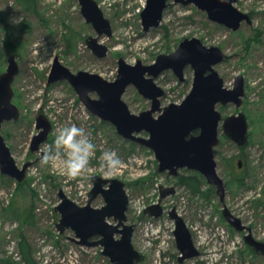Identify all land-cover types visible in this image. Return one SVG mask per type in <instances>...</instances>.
Instances as JSON below:
<instances>
[{"label":"rangeland","instance_id":"rangeland-1","mask_svg":"<svg viewBox=\"0 0 264 264\" xmlns=\"http://www.w3.org/2000/svg\"><path fill=\"white\" fill-rule=\"evenodd\" d=\"M96 1L113 28L111 37L106 34L100 37L109 47L103 58L87 47L86 38L97 36V32L84 18L79 0H0V74L6 70L8 58L16 55L20 71L13 82V101L21 111L19 121L5 122L1 132L20 167L32 162L22 183L0 171V264H111L102 247L81 246L72 240L75 236L72 229L61 233L57 227L61 217L56 210L59 192L63 190L77 204L86 205L94 175L118 178L125 183L130 199L128 223L136 225L133 242L144 255L140 264H264V255L254 253L246 243L247 231H237L224 218V204L215 186L205 179L202 189L195 192L168 172H159L153 149L121 136L113 124L94 115L70 81L48 83L55 57L73 72L87 70L115 80L120 57L132 65L139 60L150 65L160 54L174 52L181 41L193 37L207 46L220 47L228 59L215 68L229 88L242 75L245 95L241 107L219 103L217 108L225 117L243 111L249 124L244 146L224 133L222 123L219 128L216 161L217 171L226 184L224 203L253 228L255 238L264 240V0H236L234 5L252 17L251 24L244 21L237 30L212 21L195 4L185 5L177 0H168L159 26L145 30L141 13L147 0ZM13 18L20 22L14 23ZM193 80L191 66L186 68L183 81L172 69L157 76L155 82L165 90L161 106L181 103L191 91ZM91 96L96 98L97 94ZM123 99L136 114L152 105V100L133 84ZM39 111L52 124L41 151L54 146L61 127L76 124L87 130L97 152L82 175L75 178L63 175L58 170L59 162L56 167L51 163L44 165L42 152H31ZM139 135L149 136L145 131ZM108 149H116L124 165L105 176L98 157ZM189 171L192 170L181 169L180 175L191 174ZM162 184L177 188L176 194L164 199L163 206L168 209L178 205L183 210L182 217L201 253L183 263L178 260L181 253L170 223L139 213L144 205L158 202V187ZM104 204L102 195L92 202L94 207ZM109 220L115 222L114 218ZM149 221L155 227L161 225L163 241L155 236L143 241L145 223ZM24 245L29 249L30 262L25 260Z\"/></svg>","mask_w":264,"mask_h":264},{"label":"water","instance_id":"water-1","mask_svg":"<svg viewBox=\"0 0 264 264\" xmlns=\"http://www.w3.org/2000/svg\"><path fill=\"white\" fill-rule=\"evenodd\" d=\"M84 17L91 22L98 36L87 38V44L100 58L108 53V46L99 41L103 34L111 37V21L104 15L96 0H79ZM236 0H183L185 4L194 3L207 11L212 21L237 30L244 21L252 22L249 13L238 9ZM168 7V0H147L142 12L145 30L157 27L163 20ZM228 59L218 46H207L199 38H185L174 52L160 54L156 62L144 65L141 60L132 65L123 57L119 59L118 75L115 80L105 79L98 73L87 70L73 72L55 57L48 83L68 80L77 91L81 101L99 118L110 121L117 132L130 140L140 142L153 149L159 162V171H168L178 175L179 170L188 168L201 173L207 182L216 187L217 194L223 202V215L227 222L237 231H247L246 243L256 252L264 254V241L254 237L252 229L234 215L224 203L226 184L217 171V146L220 143V125L224 133L239 146L248 141V118L243 111L224 116L217 108L219 103H229L241 107L245 95L244 77L238 75L233 88L225 86V80L215 66ZM188 66L194 69L193 86L181 103L161 106V97L165 90L155 82L162 72L172 69L180 80L185 79ZM20 71L16 55L8 58V66L0 74V171L22 183L27 177V170L32 162L22 167L15 157L1 130L7 121H19L21 111L13 101L15 91L13 82ZM148 74V76H146ZM135 85L140 93L152 100L151 108L139 114L133 113L123 95L127 88ZM96 93L97 97L91 96ZM159 112L158 116L154 114ZM39 132L31 142V152L41 151V145L47 141L52 131L51 121L40 111L36 116ZM148 137H142L141 132ZM197 132V133H195ZM44 151L42 152V154ZM242 161H239V167ZM93 187L89 193L88 203L79 205L71 200L63 190L59 192L60 202L56 210L60 213L57 227L61 233L72 229V240L81 246L102 247L103 255L109 257L111 264H140L143 254L135 247L133 236L135 226L127 223L129 196L125 183L118 178H105L101 175L91 177ZM174 186H161V198L174 194ZM102 195L105 204L94 207L92 202ZM163 211L161 204H152L146 213L159 216ZM176 222V241L181 251L180 262L200 255L192 233L185 220L171 211ZM114 218L115 222L109 219Z\"/></svg>","mask_w":264,"mask_h":264},{"label":"clouds","instance_id":"clouds-1","mask_svg":"<svg viewBox=\"0 0 264 264\" xmlns=\"http://www.w3.org/2000/svg\"><path fill=\"white\" fill-rule=\"evenodd\" d=\"M14 23L20 20L13 18ZM97 145L90 139L89 133L82 126L66 125L57 130L54 146L46 147L41 157L44 165L56 167L59 162V172L75 178L82 175L90 167L93 157H96ZM99 165L104 169V175L110 176L124 165L116 149L104 150L98 157Z\"/></svg>","mask_w":264,"mask_h":264},{"label":"flooded vegetation","instance_id":"flooded-vegetation-1","mask_svg":"<svg viewBox=\"0 0 264 264\" xmlns=\"http://www.w3.org/2000/svg\"><path fill=\"white\" fill-rule=\"evenodd\" d=\"M178 2H182L183 3V0H177ZM80 2V1H79ZM81 4V3H80ZM185 4V3H184ZM191 4H194V3H191ZM191 4H185V5H191ZM169 5V4H168ZM199 8V7H198ZM201 9V8H200ZM144 10V9H143ZM204 11V10H203ZM81 12H82V9H81ZM143 12V11H142ZM207 12V11H206ZM83 14V13H82ZM208 14V13H207ZM141 15H142V13H141ZM84 16V15H83ZM250 16H251V14H250ZM85 18V17H84ZM86 19V18H85ZM251 19H252V17H251ZM87 21V20H86ZM88 22V21H87ZM247 22V21H246ZM88 23H91V22H88ZM249 23V22H248ZM92 24V23H91ZM249 24H251V23H249ZM92 26H93V24H92ZM94 27V26H93ZM95 29V28H94ZM97 32V31H96ZM97 36H98V33H97ZM102 36V35H101ZM100 36V37H101ZM88 37H90V36H88ZM87 37V38H88ZM94 37H96V36H94ZM100 37H99V41H100ZM87 38H86V44H87ZM101 42V41H100ZM102 43V42H101ZM87 47L93 52V50L89 47V45L87 44ZM109 48V47H108ZM108 52H109V50H108ZM94 53V52H93ZM95 54V53H94ZM108 54V53H107ZM107 56V55H106ZM61 61V60H60ZM189 67V66H188ZM113 81V80H112ZM164 89V88H163ZM163 97V96H162ZM94 114V113H93ZM95 115V114H94ZM102 121L104 122H109V123H111L112 124V122H110V121H106V120H103L102 119ZM36 127H37V125H36ZM115 127V126H114ZM3 128V127H2ZM116 128V127H115ZM38 129V128H37ZM117 130V129H116ZM39 132V129H38V131L35 133V135L37 134ZM51 133V132H50ZM195 133H197V132H195ZM3 134V133H2ZM119 134V133H118ZM5 136V135H4ZM34 137V136H33ZM5 138H6V136H5ZM33 139V138H32ZM48 140V139H47ZM6 141H7V138H6ZM31 142H32V140H31ZM45 142H47V141H45ZM30 150H31V146H30ZM41 152H43V151H41ZM43 155V154H42ZM182 169H188V168H182ZM181 170V169H180ZM180 170H179V174L178 175H180ZM160 172V171H159ZM165 172H168V171H165ZM161 173H164V172H161ZM168 175L169 176H173V177H177L178 175H171L169 172H168ZM162 185H165V186H167V187H169V186H171V185H167V184H162ZM162 185H160L159 187H158V189H159V196H160V198H159V202H157V203H159V204H161V206H162V208H163V211H162V213L159 215V216H154V215H150V214H147L146 213V208L148 207H146L145 208V210H144V212L142 213V214H144V215H146V216H149L150 215V217H155V219H162L164 216V211H165V209H164V206H163V204H164V199H166L168 196H170V195H174V194H176L177 193V188H176V192L174 193V194H170V195H168L167 197H165V198H161V186ZM130 200V199H129ZM157 203H153V204H157ZM223 203V202H222ZM129 204H130V201H129ZM150 205H152V204H150ZM128 209H129V207H128ZM173 209H175L176 210V212L182 217V216H184L183 214V212L182 213H179V211H178V209L176 208V207H173L169 212H168V216L170 217V219L171 220H173V222H174V227H175V229H176V222H175V219L174 218H172V216H171V211L173 210ZM183 219H184V217H182ZM185 220V219H184ZM185 222H186V220H185ZM127 223H128V221H127ZM130 224V223H129ZM186 224H187V222H186ZM134 226H135V231H136V225L135 224H133ZM188 226V225H187ZM189 227V226H188ZM175 229H174V235H175ZM190 229V228H189ZM251 229H252V232H253V228L251 227ZM191 231V230H190ZM192 233V232H191ZM134 235H135V232H134ZM245 235V234H244ZM254 235V234H253ZM255 237V236H254ZM133 239H134V236H133ZM175 239H176V235H175ZM257 239V238H256ZM261 241H264V240H261ZM134 243V242H133ZM179 249V248H178ZM252 249V248H251ZM252 251L254 252V253H257V254H260V253H258V252H256V251H254L253 249H252ZM179 252L181 253V251H180V249H179ZM182 254V253H181ZM180 254V255H181ZM201 254V253H200ZM180 255L178 256V260H179V258H180ZM260 255H264V254H260ZM144 256V255H143ZM143 260V259H142ZM186 261V260H185ZM184 261V262H185ZM180 263H183V262H180Z\"/></svg>","mask_w":264,"mask_h":264},{"label":"trees","instance_id":"trees-1","mask_svg":"<svg viewBox=\"0 0 264 264\" xmlns=\"http://www.w3.org/2000/svg\"><path fill=\"white\" fill-rule=\"evenodd\" d=\"M133 144V142H131ZM191 174H183V175H178L176 179L181 183L185 184L187 187H189L193 191H199L202 189L203 185L206 183L205 177L199 173L198 171L192 170L189 171ZM238 181H241V178L237 179ZM23 254L25 257V260L30 262L31 261V256L29 249L26 248V246H23Z\"/></svg>","mask_w":264,"mask_h":264},{"label":"built area","instance_id":"built-area-1","mask_svg":"<svg viewBox=\"0 0 264 264\" xmlns=\"http://www.w3.org/2000/svg\"><path fill=\"white\" fill-rule=\"evenodd\" d=\"M171 196V195H170ZM160 200H158V202H159ZM154 203H157V202H154ZM148 205H144L142 208H140L139 209V213L140 214H142L143 212H144V210H145V208L147 207ZM173 207H176L177 209H178V211H179V213H182V209L180 208V207H178V205H173L172 207H170V208H168V209H165V211H164V217H163V219H165L166 220V222H167V224L168 223H170V228H171V231L172 232H174V229H175V227H174V222H173V220H171L170 219V217L168 216V212L173 208ZM153 217V216H152ZM154 218V220H160V219H155V217H153ZM145 228H146V230H145V228H144V233H143V235H142V237H143V241H145V239L146 238H149V239H151V237H157L158 239H160L161 241H163L164 240V236L162 235V233H161V231H162V229H161V225H159V227H155V223L152 221H149V222H147V224L145 223ZM158 226V225H157ZM175 236V235H174ZM149 245L151 244V242H150V240H149V243H148Z\"/></svg>","mask_w":264,"mask_h":264},{"label":"bare ground","instance_id":"bare-ground-1","mask_svg":"<svg viewBox=\"0 0 264 264\" xmlns=\"http://www.w3.org/2000/svg\"><path fill=\"white\" fill-rule=\"evenodd\" d=\"M101 7V6H100Z\"/></svg>","mask_w":264,"mask_h":264}]
</instances>
